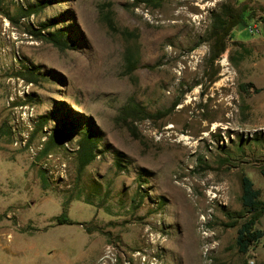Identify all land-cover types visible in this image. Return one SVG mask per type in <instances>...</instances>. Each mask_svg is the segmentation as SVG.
I'll list each match as a JSON object with an SVG mask.
<instances>
[{
    "label": "rangeland",
    "instance_id": "374dc122",
    "mask_svg": "<svg viewBox=\"0 0 264 264\" xmlns=\"http://www.w3.org/2000/svg\"><path fill=\"white\" fill-rule=\"evenodd\" d=\"M36 1L0 0V264H264V236L237 244L244 173L264 198V0H51L21 16ZM225 3L242 17L211 59ZM51 19L71 46L28 31ZM128 102L170 110L136 120V138L117 118ZM91 124L97 156L80 171Z\"/></svg>",
    "mask_w": 264,
    "mask_h": 264
},
{
    "label": "trees",
    "instance_id": "16d2710c",
    "mask_svg": "<svg viewBox=\"0 0 264 264\" xmlns=\"http://www.w3.org/2000/svg\"><path fill=\"white\" fill-rule=\"evenodd\" d=\"M164 0H135L136 3L145 2L146 4H152L159 6ZM51 0H37L36 2H29L26 5H21V16H30L32 13L38 12ZM105 20L110 25H113V19L110 12L102 13ZM242 17L241 9H237L229 3H225L219 11L213 13L212 29L210 31L211 39V59L217 58L227 48L228 35L231 29L240 21ZM57 21L51 19L48 22L42 21L39 25L30 23L28 25V31L39 39H45L53 42L59 48H66L73 43L67 38V27H57ZM56 26V27H54ZM54 27V28H53ZM24 69L17 71L16 74L22 75L25 79L33 81L36 79V69L33 66L25 65ZM139 64L136 60L129 59L130 69L138 67ZM145 66L153 67L151 64H145ZM178 103V99L175 100L172 107ZM170 109H159L157 112L148 111L145 106L139 102H128L124 104L117 118L124 122L130 131V133L136 137H141V132L136 123V120L161 117L166 114ZM48 116H42L38 120V128H41L46 122ZM59 121V124L54 126L50 132L49 138L46 139L47 144L41 149L42 154L49 153L50 149L60 147L65 144L64 134L72 132L76 128V122L74 118H70V127L65 129L64 123ZM38 130V129H36ZM100 135L97 129L89 125L88 129H84L83 134L79 138L78 147L76 149V156L78 160L79 170L90 163L97 156V148L99 144ZM44 176V173H43ZM242 202L249 212V216L242 221L238 227L237 244L240 252H247L250 247L257 243L258 240L264 236V229L257 225L259 219L264 214V198L261 197V189L255 186L253 179L248 174L242 175ZM90 201V199H88ZM59 223H74L75 220L70 218L66 211H63L57 217ZM235 221L233 224H235Z\"/></svg>",
    "mask_w": 264,
    "mask_h": 264
},
{
    "label": "built area",
    "instance_id": "2783aa9c",
    "mask_svg": "<svg viewBox=\"0 0 264 264\" xmlns=\"http://www.w3.org/2000/svg\"><path fill=\"white\" fill-rule=\"evenodd\" d=\"M258 28H254V27H251V30L254 32V31H258L257 30Z\"/></svg>",
    "mask_w": 264,
    "mask_h": 264
}]
</instances>
